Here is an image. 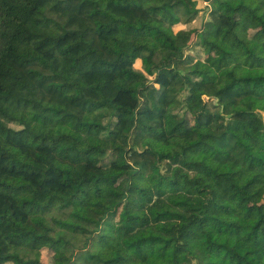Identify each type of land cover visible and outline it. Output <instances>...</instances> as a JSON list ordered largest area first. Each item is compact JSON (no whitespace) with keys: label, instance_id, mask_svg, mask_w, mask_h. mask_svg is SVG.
Masks as SVG:
<instances>
[{"label":"trees","instance_id":"trees-1","mask_svg":"<svg viewBox=\"0 0 264 264\" xmlns=\"http://www.w3.org/2000/svg\"><path fill=\"white\" fill-rule=\"evenodd\" d=\"M244 19L264 0H0V264H264Z\"/></svg>","mask_w":264,"mask_h":264},{"label":"rangeland","instance_id":"rangeland-1","mask_svg":"<svg viewBox=\"0 0 264 264\" xmlns=\"http://www.w3.org/2000/svg\"><path fill=\"white\" fill-rule=\"evenodd\" d=\"M234 1V0H232ZM208 3V1H207ZM201 17V16H200ZM243 17V16H242ZM200 20L196 23V26H199ZM244 34L247 35L249 38L256 40L258 43H263V35L261 29L257 27L254 23L249 22L248 20L244 19ZM193 55L199 58H204V52L202 48L198 45H194L191 47L190 50ZM171 120V119H170ZM35 128H38L37 125H34ZM127 186L126 180H121L119 187ZM71 247H63V248H54L49 251L42 252V260L44 264H64L66 260L71 256Z\"/></svg>","mask_w":264,"mask_h":264}]
</instances>
